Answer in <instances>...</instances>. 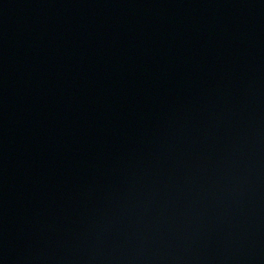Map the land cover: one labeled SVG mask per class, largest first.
<instances>
[{
  "label": "water",
  "instance_id": "95a60500",
  "mask_svg": "<svg viewBox=\"0 0 264 264\" xmlns=\"http://www.w3.org/2000/svg\"><path fill=\"white\" fill-rule=\"evenodd\" d=\"M0 264H264V0H0Z\"/></svg>",
  "mask_w": 264,
  "mask_h": 264
}]
</instances>
